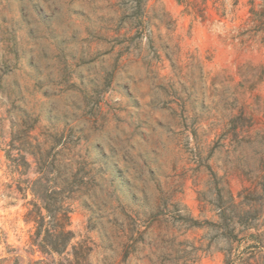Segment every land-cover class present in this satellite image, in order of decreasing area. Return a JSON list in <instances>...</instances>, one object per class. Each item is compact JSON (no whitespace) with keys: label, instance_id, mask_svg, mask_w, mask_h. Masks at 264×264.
<instances>
[{"label":"rangeland","instance_id":"rangeland-1","mask_svg":"<svg viewBox=\"0 0 264 264\" xmlns=\"http://www.w3.org/2000/svg\"><path fill=\"white\" fill-rule=\"evenodd\" d=\"M132 2L0 0V257H40L24 219L40 173L31 154L24 168L6 155L32 126L54 184L75 190L80 250L53 253L57 264H264L251 0H145L137 14Z\"/></svg>","mask_w":264,"mask_h":264},{"label":"trees","instance_id":"trees-1","mask_svg":"<svg viewBox=\"0 0 264 264\" xmlns=\"http://www.w3.org/2000/svg\"><path fill=\"white\" fill-rule=\"evenodd\" d=\"M144 2L145 0H133L134 14L140 12ZM248 14L247 28L244 32H250L252 36L258 35L261 40H264V0H261L257 6L251 0ZM233 120L232 118L231 122ZM32 128V126L23 128L15 138L12 137V141L9 143L10 148L15 147L18 150V157L10 156L8 150L6 155L15 164V167L24 168L28 165L25 154H31L36 163L35 169L40 173V176L29 186L32 198L28 201L30 207L24 214L25 221L33 224L27 252L31 255L37 253L40 257L37 259L28 258L25 262L22 256L11 248L7 250V256L0 257V264H57L51 257L53 253L61 255L68 246H71L72 250H80V247L76 248L71 245L74 235L70 229L69 206L65 201L75 190L70 183L65 184L64 179L62 184H54L53 179L59 177V168L54 166L55 158H50L47 155L48 152L45 155L41 152L40 146L43 143L37 140V136L30 133ZM13 141L18 144L13 146ZM52 167L54 169L51 170ZM49 172L53 174L52 180L48 179ZM71 176L75 178L77 174L74 173ZM256 177L257 186L264 192V171L261 169ZM244 191H246V196L256 192L255 189H244Z\"/></svg>","mask_w":264,"mask_h":264}]
</instances>
